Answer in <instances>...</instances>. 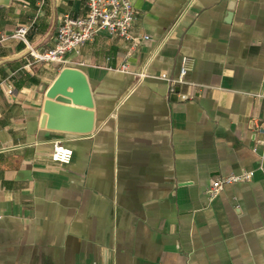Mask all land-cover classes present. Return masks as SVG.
I'll list each match as a JSON object with an SVG mask.
<instances>
[{
  "label": "crops",
  "instance_id": "0c3cea01",
  "mask_svg": "<svg viewBox=\"0 0 264 264\" xmlns=\"http://www.w3.org/2000/svg\"><path fill=\"white\" fill-rule=\"evenodd\" d=\"M131 1L149 40L100 34L59 64L12 35L26 26L50 50L87 0L0 6V264H264V0ZM65 68L90 87L88 134L75 118L41 127ZM250 171L208 200L212 181Z\"/></svg>",
  "mask_w": 264,
  "mask_h": 264
},
{
  "label": "built area",
  "instance_id": "2783aa9c",
  "mask_svg": "<svg viewBox=\"0 0 264 264\" xmlns=\"http://www.w3.org/2000/svg\"><path fill=\"white\" fill-rule=\"evenodd\" d=\"M138 19L136 9L131 0H87V14L82 18L65 17L60 24L55 46L47 51L36 50L28 41V27H19L12 35L13 38L25 43L29 56L35 62L46 64L66 63L70 55H79L82 48L100 34L118 36L130 39L134 45L142 40H149L148 36L143 38L134 37L132 28ZM189 69V59L185 57L182 62L179 81H183ZM127 70V67H124ZM163 78L168 79L166 76ZM8 93H13L9 87ZM252 129L255 133L264 135V121L253 120ZM73 152L61 143L54 144L52 160L67 164L72 159ZM254 178V172H243L239 175H230L212 181L206 191L208 200L211 202L227 186L250 182ZM3 218L0 212V220Z\"/></svg>",
  "mask_w": 264,
  "mask_h": 264
},
{
  "label": "water",
  "instance_id": "95a60500",
  "mask_svg": "<svg viewBox=\"0 0 264 264\" xmlns=\"http://www.w3.org/2000/svg\"><path fill=\"white\" fill-rule=\"evenodd\" d=\"M11 0H0V6ZM73 104V106H72ZM90 87L85 75L78 69L65 68L47 92L41 127L58 131L62 123L75 118L79 122L78 133L88 134L94 126Z\"/></svg>",
  "mask_w": 264,
  "mask_h": 264
}]
</instances>
